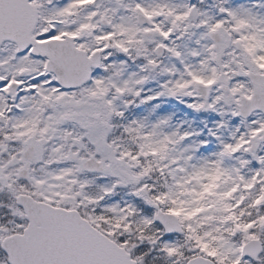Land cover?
<instances>
[{"label":"snow or ice","instance_id":"1","mask_svg":"<svg viewBox=\"0 0 264 264\" xmlns=\"http://www.w3.org/2000/svg\"><path fill=\"white\" fill-rule=\"evenodd\" d=\"M0 264H264V0H0Z\"/></svg>","mask_w":264,"mask_h":264},{"label":"rangeland","instance_id":"2","mask_svg":"<svg viewBox=\"0 0 264 264\" xmlns=\"http://www.w3.org/2000/svg\"><path fill=\"white\" fill-rule=\"evenodd\" d=\"M177 117L178 119H187L188 121H196V123H199V119H201L202 117H196L195 115H184L181 116V114L178 112L177 113Z\"/></svg>","mask_w":264,"mask_h":264}]
</instances>
